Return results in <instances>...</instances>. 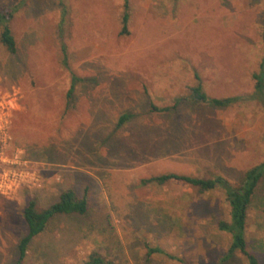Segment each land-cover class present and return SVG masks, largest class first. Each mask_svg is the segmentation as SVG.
Returning <instances> with one entry per match:
<instances>
[{"label": "rangeland", "instance_id": "obj_1", "mask_svg": "<svg viewBox=\"0 0 264 264\" xmlns=\"http://www.w3.org/2000/svg\"><path fill=\"white\" fill-rule=\"evenodd\" d=\"M128 1L121 35L124 0H0L16 9L17 45L11 54L0 42V264L17 263L27 201L44 209L69 189L87 196V214L54 218L23 264H84L94 252L113 264H247L225 260L222 190L143 181L238 185L264 161L259 101L220 109L190 98L198 79L212 98L253 94L264 0ZM247 238L264 264V178ZM157 247L177 259L149 254Z\"/></svg>", "mask_w": 264, "mask_h": 264}, {"label": "trees", "instance_id": "obj_2", "mask_svg": "<svg viewBox=\"0 0 264 264\" xmlns=\"http://www.w3.org/2000/svg\"><path fill=\"white\" fill-rule=\"evenodd\" d=\"M177 1V0H172ZM16 9L12 7H4L0 9V42L10 52L15 54L17 52V45L14 35L12 33L10 22L14 18ZM130 20V6L129 1L124 0V11L122 16V30L121 35L128 34V25ZM262 61L259 66V71L253 74L255 82L254 92L250 96H236L228 98H212L206 94L204 88L198 79L196 86L190 90V98L202 105H209L214 108L225 109L232 107L238 103L247 100H257L264 106V15L262 20ZM81 80L74 76L72 86L68 93L71 98L74 93L75 86ZM183 99L177 100L176 105L180 104ZM152 109L156 112H166L170 108ZM129 118L124 115L121 118L122 124ZM264 178V161L256 165L244 174L242 181L238 184H232L229 180L214 176L212 178H199L186 176L182 174H163L153 178L144 180V184H156L164 186L170 182L178 181L190 185L198 190L199 193L211 192L214 190H222L225 193L227 203L229 205V220H223L218 227L221 231L230 235V246L225 260L232 258L234 255L241 254L247 264H260L256 255L250 250L247 238L248 213L252 204L256 191ZM89 210V202L87 196L79 197L74 190H65L59 196L57 202L51 206L39 209L35 199H29L23 210V218L27 225V234L22 238L18 245L19 257L16 264H23L29 248L35 238L43 234L48 224L58 216L71 215H85ZM149 254H157L164 256L170 260L177 259L173 255L167 253L161 248H150ZM183 264L181 259H177ZM84 264H113L108 261L101 254L94 252L89 255Z\"/></svg>", "mask_w": 264, "mask_h": 264}]
</instances>
